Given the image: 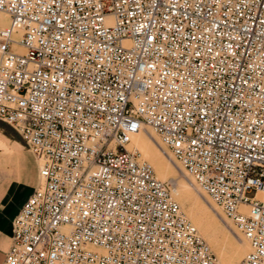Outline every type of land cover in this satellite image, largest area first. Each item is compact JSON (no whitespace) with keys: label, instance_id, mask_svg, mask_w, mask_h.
Segmentation results:
<instances>
[{"label":"built area","instance_id":"obj_1","mask_svg":"<svg viewBox=\"0 0 264 264\" xmlns=\"http://www.w3.org/2000/svg\"><path fill=\"white\" fill-rule=\"evenodd\" d=\"M0 122L40 179L1 264H219L144 128L264 264V0H0Z\"/></svg>","mask_w":264,"mask_h":264},{"label":"bare ground","instance_id":"obj_2","mask_svg":"<svg viewBox=\"0 0 264 264\" xmlns=\"http://www.w3.org/2000/svg\"><path fill=\"white\" fill-rule=\"evenodd\" d=\"M142 132L144 131H140L132 137L131 145L138 149L141 156L153 165L159 179H168L173 176L176 173V168L179 166L178 161L171 162L165 156L166 146L160 141L156 133L153 131H148V133ZM183 173L186 178H191L186 171H183ZM192 188L189 184L182 182L173 189V194L175 197L177 196L193 225L210 246L218 252L219 264H238L250 250L247 240L242 237L240 243H238L239 245L234 247V251L231 254L220 253V249L227 244H233L232 234L230 235L223 226V223L225 224V220L227 221V219L225 217L218 218L213 213L212 210H217L218 206L203 190H199L202 196V198H199L196 196L197 190H193ZM197 189L199 188L197 187ZM195 191L196 193H194Z\"/></svg>","mask_w":264,"mask_h":264},{"label":"rangeland","instance_id":"obj_3","mask_svg":"<svg viewBox=\"0 0 264 264\" xmlns=\"http://www.w3.org/2000/svg\"><path fill=\"white\" fill-rule=\"evenodd\" d=\"M142 133H148V131H152L150 128H144ZM3 147V148H2ZM5 147V148H4ZM165 147V146H164ZM165 156L169 159V161H175L174 156L171 152L165 147ZM169 155V157H168ZM153 168L155 176L158 178L157 173L153 167V165L145 158ZM179 163V162H177ZM183 171H185L179 163V166L176 168V173L169 177L168 179H159L161 181L166 182L173 194V189H175L180 183L184 182L189 184L193 190H197L194 193L197 197H201L200 191L201 190L195 183L194 180L191 178H186L184 176ZM183 174V175H182ZM193 184H191V183ZM0 183H8L10 184L11 189L16 192V194H20L23 199L39 185V177H38V162L34 155L28 150V147L24 143L20 134H18L12 127L9 125L0 122ZM197 187L199 189H197ZM199 191V192H198ZM174 199L180 205L181 209L185 213L187 219L192 223V221L188 218L185 210L182 208L177 196L173 194ZM219 209V208H218ZM212 210L213 213L218 218L225 217L221 210ZM226 218V217H225ZM227 219V218H226ZM193 225V223H192ZM194 226V225H193ZM223 226L226 228L228 233L233 236V244H227L225 247L220 249V253L231 254L234 251V247L239 245L240 239L243 237L242 234L236 229L234 224L227 219L225 220V224ZM195 227V226H194ZM196 228V227H195ZM197 229V228H196ZM198 231V229H197ZM202 239L206 242L209 246L211 252L216 257L217 261L219 262L218 252H216L207 240L202 236V234L198 231ZM235 234V235H234ZM10 244V240L7 241L5 249Z\"/></svg>","mask_w":264,"mask_h":264},{"label":"crops","instance_id":"obj_4","mask_svg":"<svg viewBox=\"0 0 264 264\" xmlns=\"http://www.w3.org/2000/svg\"><path fill=\"white\" fill-rule=\"evenodd\" d=\"M28 195L23 199L20 194H16V192L11 189L10 184L0 183V264L10 245L9 244L5 249L7 241L10 240L11 237L12 220Z\"/></svg>","mask_w":264,"mask_h":264}]
</instances>
